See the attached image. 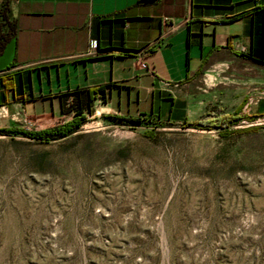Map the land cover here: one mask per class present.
<instances>
[{"label":"rangeland","instance_id":"1","mask_svg":"<svg viewBox=\"0 0 264 264\" xmlns=\"http://www.w3.org/2000/svg\"><path fill=\"white\" fill-rule=\"evenodd\" d=\"M74 95L64 116L19 110L0 130L66 124L79 116ZM106 103L105 88L94 90L64 138L0 133V264H264L256 105L231 102L174 123L119 118ZM225 115L239 120L221 127L214 120Z\"/></svg>","mask_w":264,"mask_h":264},{"label":"crops","instance_id":"2","mask_svg":"<svg viewBox=\"0 0 264 264\" xmlns=\"http://www.w3.org/2000/svg\"><path fill=\"white\" fill-rule=\"evenodd\" d=\"M4 2L0 128L19 110L64 116L70 93L85 114L99 88L123 119L194 122L245 100L264 114V0Z\"/></svg>","mask_w":264,"mask_h":264},{"label":"trees","instance_id":"3","mask_svg":"<svg viewBox=\"0 0 264 264\" xmlns=\"http://www.w3.org/2000/svg\"><path fill=\"white\" fill-rule=\"evenodd\" d=\"M141 1L153 2L155 0H141ZM3 9H5L4 5L2 6V10L0 11V15L5 17V15H7L8 10L4 11ZM7 41L8 40L4 39L3 36L1 35V32H0V53L5 48ZM211 115L212 114L208 113V116H211ZM83 119H84L83 112L79 111V116H77L72 121H70L66 124L60 125V126H56V127H53V128L47 129V130L40 131V132H25L22 130H15V131L14 130H11V131L0 130V133L4 134V135L22 134L28 138L37 139V140H44V141L56 140V139L67 137L68 135L72 134L74 131L79 129L80 123L83 121ZM238 120H239V118L237 116L225 115V116H222L220 119L218 118L214 121L218 122L220 124L219 126H221V127H222V125H223V127H229L230 124H233V123L237 122ZM115 121H118V120L115 119ZM201 125H203V124L201 123ZM204 126H206V125H204ZM206 127H211V126L207 125Z\"/></svg>","mask_w":264,"mask_h":264},{"label":"water","instance_id":"4","mask_svg":"<svg viewBox=\"0 0 264 264\" xmlns=\"http://www.w3.org/2000/svg\"><path fill=\"white\" fill-rule=\"evenodd\" d=\"M14 55V44L8 45L7 49L5 50V53L0 58V73L3 72V70L9 66L11 59Z\"/></svg>","mask_w":264,"mask_h":264}]
</instances>
